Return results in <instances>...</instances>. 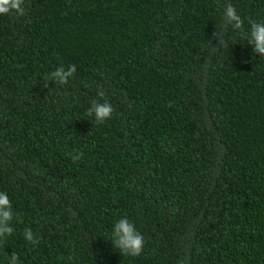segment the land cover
<instances>
[{"label":"trees","instance_id":"1","mask_svg":"<svg viewBox=\"0 0 264 264\" xmlns=\"http://www.w3.org/2000/svg\"><path fill=\"white\" fill-rule=\"evenodd\" d=\"M249 20L264 0H25L23 16L0 15L14 211L0 264H264V55ZM69 65L66 85L49 80ZM94 100L114 109L100 125ZM123 217L145 239L138 257L109 240Z\"/></svg>","mask_w":264,"mask_h":264},{"label":"clouds","instance_id":"2","mask_svg":"<svg viewBox=\"0 0 264 264\" xmlns=\"http://www.w3.org/2000/svg\"><path fill=\"white\" fill-rule=\"evenodd\" d=\"M24 13L25 0H0V15L7 16L15 14L17 16H23ZM223 21L225 26L230 25L234 30H240L244 25V20L231 4H227L224 7ZM248 23L250 26L247 33L248 44L254 46L255 53L264 55V20H249ZM214 38L219 41L217 47L229 46L224 32L215 31ZM75 72V65H69L67 68L63 66L57 67L51 72L49 80L54 81L57 85H66L70 78L74 76ZM98 95L103 97L104 93L100 91ZM113 111V106L106 100L104 102L94 100L87 110V114L94 116V123L100 125L111 119ZM70 155L75 163L82 158L83 154ZM13 218L14 211L11 200L6 192H0V243H6L8 237L12 235L14 231L11 226ZM23 235L24 239L30 244L37 245L39 243L38 236L30 227L24 230ZM109 240L120 254L131 257L140 256L145 245L143 235L137 231L135 225L127 217L117 220L113 226ZM8 264H19V256L15 252L9 257Z\"/></svg>","mask_w":264,"mask_h":264}]
</instances>
